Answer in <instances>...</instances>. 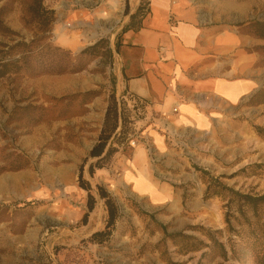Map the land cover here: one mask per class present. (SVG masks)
Returning <instances> with one entry per match:
<instances>
[{
  "label": "rangeland",
  "instance_id": "374dc122",
  "mask_svg": "<svg viewBox=\"0 0 264 264\" xmlns=\"http://www.w3.org/2000/svg\"><path fill=\"white\" fill-rule=\"evenodd\" d=\"M254 1L255 19L242 32L255 40L252 49L264 70V0ZM28 2H0L5 27L0 28V59L15 52L11 47L16 41L41 36L26 11ZM122 3L44 0L54 11L50 42L71 51L82 70L0 78V178L21 182L15 196L0 199L1 241L15 249L21 244V264H255L247 222L255 229L259 224L250 212L246 221L237 199L221 186L253 196L264 193V107H248L228 132L188 145L184 170L164 173L163 180L182 192L176 213H150L143 201L128 197L107 243H89L77 234L79 223L72 219L82 194L73 186L77 171L67 165L75 159L80 165L88 155L108 97L116 96ZM63 149L69 154H58ZM27 169L29 178L34 177L29 188L20 176ZM192 196L197 203L190 208ZM227 212L229 225L224 220ZM209 237L224 250L213 246ZM5 255L9 264L19 263L17 250L0 248V264H5Z\"/></svg>",
  "mask_w": 264,
  "mask_h": 264
},
{
  "label": "crops",
  "instance_id": "0c3cea01",
  "mask_svg": "<svg viewBox=\"0 0 264 264\" xmlns=\"http://www.w3.org/2000/svg\"><path fill=\"white\" fill-rule=\"evenodd\" d=\"M122 1L121 10L126 3L128 9L117 51L116 96L124 127L119 126L116 138L121 136L123 142L113 140L118 151L108 167L90 176L88 165L84 166L83 176L96 198L85 224L86 192L74 178L73 186L82 196L72 222L79 223L76 232L81 238L103 229L106 221V207L96 185L115 198L120 213L128 197L143 201L150 213H176L182 207V192L163 180L164 173L184 170L188 145L216 132H228L239 124L236 118L246 108L264 107L258 99L264 90V70L252 49L255 40L242 32L255 19L254 0ZM128 95L143 111L137 122L130 120L124 100ZM62 153L69 154L65 149L58 154ZM78 163L71 160L68 170L75 169L77 174ZM28 172L20 176L29 188L34 177L30 179ZM12 178H0V199L12 198L21 186ZM196 199L192 196L187 202L190 208ZM18 246L15 249L0 239V248L18 251L21 264L22 247ZM4 259L9 264L7 255Z\"/></svg>",
  "mask_w": 264,
  "mask_h": 264
},
{
  "label": "trees",
  "instance_id": "16d2710c",
  "mask_svg": "<svg viewBox=\"0 0 264 264\" xmlns=\"http://www.w3.org/2000/svg\"><path fill=\"white\" fill-rule=\"evenodd\" d=\"M3 0H0V2ZM10 1V0H9ZM44 0H29L26 11L33 17L41 32V36L35 35L30 41H16L11 47L15 52L9 55L8 58L0 59V78L23 73L30 77H36L44 74L62 75L66 73H75L82 70V65L75 62L71 57V51L63 49L50 42V25L54 21V11L48 9L43 4ZM128 5L125 4L124 13L127 14ZM0 28L3 24L0 20ZM80 62V61H79ZM264 95V90L261 91V96ZM264 101V98L262 99ZM121 126L124 127V118L122 109L119 107L118 100L114 93L108 97L107 106L104 112L102 124L98 132L97 138L88 152V155L82 159L77 173V184L86 192V212L83 215L82 222L85 224L89 212L95 206L96 198L92 193V188L89 182L83 176L84 166L87 164L88 174L92 176L97 169L106 168L110 165L113 156L118 151V147L112 144L115 140L117 144L122 143L121 136L116 138L117 130ZM120 129V133L123 131ZM258 130V129H257ZM116 138V139H115ZM112 139V141H111ZM93 160V161H89ZM221 186V185H219ZM237 199L238 211L249 221L246 216L247 212L252 214L257 225V229L252 227V222H247L250 236L253 237L252 254L255 264H264V193L253 196L234 191L231 188L221 186ZM97 195L103 200L106 207V221L103 229L91 233L87 237L89 243L102 245L107 243L115 228L116 223L120 218L119 206L115 198L102 186L96 185ZM231 199L226 203L228 208ZM225 223L230 224L228 212L225 213ZM213 246L224 250L223 244L215 238H210Z\"/></svg>",
  "mask_w": 264,
  "mask_h": 264
},
{
  "label": "built area",
  "instance_id": "2783aa9c",
  "mask_svg": "<svg viewBox=\"0 0 264 264\" xmlns=\"http://www.w3.org/2000/svg\"><path fill=\"white\" fill-rule=\"evenodd\" d=\"M125 102L128 104V108H130V113H131V117L130 120L132 122H137L139 119L143 118V111L140 108V106H138L135 102V100L133 99V97L129 96L124 99ZM135 135L133 137H131V139L129 140V142L131 144H134L135 142H133L132 140L134 139Z\"/></svg>",
  "mask_w": 264,
  "mask_h": 264
}]
</instances>
